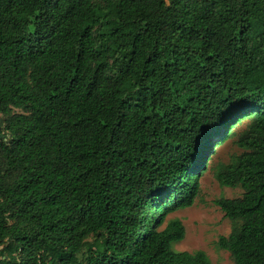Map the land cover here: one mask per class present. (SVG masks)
Wrapping results in <instances>:
<instances>
[{"label":"trees","instance_id":"obj_1","mask_svg":"<svg viewBox=\"0 0 264 264\" xmlns=\"http://www.w3.org/2000/svg\"><path fill=\"white\" fill-rule=\"evenodd\" d=\"M227 140L217 244L264 264V0H0V264H211L167 216Z\"/></svg>","mask_w":264,"mask_h":264},{"label":"rangeland","instance_id":"obj_2","mask_svg":"<svg viewBox=\"0 0 264 264\" xmlns=\"http://www.w3.org/2000/svg\"><path fill=\"white\" fill-rule=\"evenodd\" d=\"M240 152L233 140L217 145L206 159V171L199 180V194L194 204L167 216V219L179 218L185 228L184 238L173 245L176 251L201 250L206 253L211 264H235L230 253L217 244L221 236L229 235L232 223L215 201L220 198H239L243 190L220 185L216 173L220 165L230 163Z\"/></svg>","mask_w":264,"mask_h":264}]
</instances>
